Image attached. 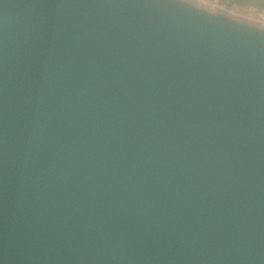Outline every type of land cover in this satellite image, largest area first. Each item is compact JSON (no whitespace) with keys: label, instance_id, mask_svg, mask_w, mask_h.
I'll return each instance as SVG.
<instances>
[{"label":"water","instance_id":"obj_1","mask_svg":"<svg viewBox=\"0 0 264 264\" xmlns=\"http://www.w3.org/2000/svg\"><path fill=\"white\" fill-rule=\"evenodd\" d=\"M0 264H264V40L0 0Z\"/></svg>","mask_w":264,"mask_h":264},{"label":"rangeland","instance_id":"obj_2","mask_svg":"<svg viewBox=\"0 0 264 264\" xmlns=\"http://www.w3.org/2000/svg\"><path fill=\"white\" fill-rule=\"evenodd\" d=\"M228 35L264 40V8L234 0H158Z\"/></svg>","mask_w":264,"mask_h":264},{"label":"trees","instance_id":"obj_3","mask_svg":"<svg viewBox=\"0 0 264 264\" xmlns=\"http://www.w3.org/2000/svg\"><path fill=\"white\" fill-rule=\"evenodd\" d=\"M231 1V0H230ZM242 4H254L258 7L264 8V0H234Z\"/></svg>","mask_w":264,"mask_h":264}]
</instances>
